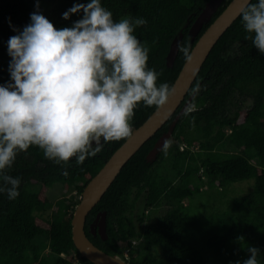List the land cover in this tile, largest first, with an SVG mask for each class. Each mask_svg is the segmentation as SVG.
Masks as SVG:
<instances>
[{
    "label": "trees",
    "instance_id": "obj_1",
    "mask_svg": "<svg viewBox=\"0 0 264 264\" xmlns=\"http://www.w3.org/2000/svg\"><path fill=\"white\" fill-rule=\"evenodd\" d=\"M209 1L101 0V4L112 12L114 22L147 21L135 28L134 35L149 50L148 68L160 74L158 86L172 87L186 62L179 51L174 65L167 64L175 37L182 31L180 46L191 52L230 2L223 3L192 41L191 28ZM88 2L0 0V85L11 82L9 38L31 23L32 13L39 11L57 29L70 28L83 13L68 20L63 13ZM249 35L240 15L210 52L180 108L139 147L89 213L85 228L96 246L118 257L127 253L131 264H244L248 248L255 247L258 264H264V55L246 39ZM191 95L193 111L179 117L171 142L148 162L149 152ZM244 104L250 105L248 109ZM155 109L141 102L131 126H140ZM126 139L106 143L102 139V151L83 164L76 158L57 164L36 146L18 152L4 174L20 179L19 195L9 199L6 191L0 192V264H95L76 247L72 218L87 183ZM249 179L255 180L253 192L233 198L226 208L200 213L188 202L205 185L224 192L226 182ZM57 185L65 191L54 201L49 192ZM0 187L10 186L0 181ZM141 201L144 212L137 215ZM165 206L166 212L159 215ZM102 212H107V239L90 229Z\"/></svg>",
    "mask_w": 264,
    "mask_h": 264
},
{
    "label": "clouds",
    "instance_id": "obj_2",
    "mask_svg": "<svg viewBox=\"0 0 264 264\" xmlns=\"http://www.w3.org/2000/svg\"><path fill=\"white\" fill-rule=\"evenodd\" d=\"M81 12L72 27L60 29L34 12L31 23L9 38L11 82L0 85V181L10 186L0 192L6 191L9 199L19 195L20 179L4 173L18 152L36 146L57 164L72 158L83 164L102 151V139L106 143L132 135L130 122L141 102L159 109L176 94L167 83L158 86L160 74L148 68L149 50L134 35L145 19L114 22L101 0L77 3L63 19ZM241 15L250 34L246 39L264 55V0H245ZM179 51L186 62L193 61L188 47ZM192 91L195 95L199 85ZM192 111L189 106L185 115ZM258 251L249 247L244 264H258Z\"/></svg>",
    "mask_w": 264,
    "mask_h": 264
},
{
    "label": "water",
    "instance_id": "obj_3",
    "mask_svg": "<svg viewBox=\"0 0 264 264\" xmlns=\"http://www.w3.org/2000/svg\"><path fill=\"white\" fill-rule=\"evenodd\" d=\"M225 1L227 0H210L207 2L191 28L190 35L192 41L196 39L204 24L211 21L214 14ZM248 2L251 3L252 0H248ZM244 7L245 0H230L224 11L210 24L192 49L193 61L191 63L185 62L183 65L182 70L172 86L175 87L176 94L171 98L170 103L162 108H156L140 126H131L132 135L118 147L100 171L85 186L81 201L76 206L72 218V232L74 243L78 250L93 263L131 264L124 256L118 257L111 255L94 244L86 232L87 217L113 184L123 167L137 153L139 147H142L151 139L180 108L210 52L227 29L241 15ZM182 39L183 33L180 31L179 35L173 40L168 54L167 64L170 67L175 63ZM192 99L193 95L185 102L168 131L159 138L155 146L151 149L147 156L148 162H153L161 149L170 143L177 121L191 105ZM90 229L94 235H100L103 239H107V212L98 213Z\"/></svg>",
    "mask_w": 264,
    "mask_h": 264
},
{
    "label": "rangeland",
    "instance_id": "obj_4",
    "mask_svg": "<svg viewBox=\"0 0 264 264\" xmlns=\"http://www.w3.org/2000/svg\"><path fill=\"white\" fill-rule=\"evenodd\" d=\"M44 1L47 5H49L54 0ZM236 104L239 105V101ZM249 106V104H244L243 109H248ZM254 185V179L238 182H226L223 186V188L225 189L224 192H221L220 188L211 187L209 189V186L205 185V189L196 194L190 200L188 199V202L195 211L200 213H205L218 207L226 208L227 204H229V202L232 201L233 198L253 192ZM64 191L65 190L63 186L57 185L50 190L49 195L55 201L62 197ZM136 212L137 215H140L144 212V201H141L138 204ZM165 212L166 206L160 211L159 215H163ZM140 241H142V239L137 240V243H139Z\"/></svg>",
    "mask_w": 264,
    "mask_h": 264
}]
</instances>
